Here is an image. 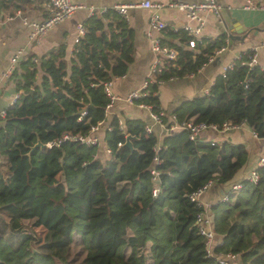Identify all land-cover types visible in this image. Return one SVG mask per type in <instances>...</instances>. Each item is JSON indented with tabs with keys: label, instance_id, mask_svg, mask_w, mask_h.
Here are the masks:
<instances>
[{
	"label": "trees",
	"instance_id": "obj_1",
	"mask_svg": "<svg viewBox=\"0 0 264 264\" xmlns=\"http://www.w3.org/2000/svg\"><path fill=\"white\" fill-rule=\"evenodd\" d=\"M30 1L0 0V13L10 15ZM103 15L106 21L92 14L83 22L85 33L68 63L59 46L38 61L28 55L11 71L18 97L0 117V264H219L205 254L194 223L203 208L188 194L208 179L219 186L231 181L245 161V146L190 139L186 129L170 124H243L264 139V68L246 64L247 49L205 92L162 114L148 132L142 118L113 115L103 134L106 161L98 144L61 140L47 146L102 121L108 101L102 82L124 74L132 61L125 19L113 9ZM173 36L175 58L162 61L147 94L133 101L155 112H162L161 82L195 73L225 45L222 34L195 38L192 47L181 28ZM37 139L44 145L30 150ZM255 170L256 181L242 179L240 188L208 208L220 238L214 253H237L240 264H264V165ZM154 184L159 190L153 196Z\"/></svg>",
	"mask_w": 264,
	"mask_h": 264
},
{
	"label": "crops",
	"instance_id": "obj_2",
	"mask_svg": "<svg viewBox=\"0 0 264 264\" xmlns=\"http://www.w3.org/2000/svg\"><path fill=\"white\" fill-rule=\"evenodd\" d=\"M72 1L83 4V7L76 9L63 21L51 26L40 38L32 42H29L27 38L29 27L21 22V17L40 20L47 16L49 10L46 0H31L29 3L17 8L20 10V16L13 15V12V17L3 18V15L7 14L4 12L1 15L0 13V111L10 104L16 92L14 81L10 77L11 72H8V68L10 57L18 49H21V51L17 57L15 67L20 60L25 59L28 55H33L32 60L38 61L40 57L47 55L49 51L59 46H63V58L68 63V58L73 56L72 52L77 42V24L83 23L92 14L100 15L101 19L106 21L103 15L106 11L113 9L115 4L131 0ZM152 1H159L165 4L164 7L159 8L157 11L158 18L165 23V26L153 33L159 35L162 43L172 46V43L178 42L173 33L181 28L187 18L183 11L167 6L166 3L169 1L197 2L198 0ZM216 1L221 6L219 14L202 12L204 23L196 38H212L222 34L225 41L224 49L215 55L213 60L202 65L195 73L181 78L169 79L159 84L157 96L163 114H171L180 102L194 93L204 92V89L213 82L214 77L222 71L223 66L255 45L257 46V64L264 68V43H261L264 40V8L244 7V0ZM100 8H107V10L98 14L97 11ZM150 12V8L136 6L127 9L126 17L118 13L125 19L127 26L131 30L132 61L128 64L124 74L112 79L111 90L119 98L114 100L111 107L106 110L105 118L101 121L96 131L99 137L97 143L98 155L105 161L107 160V155L101 153V148L104 145L103 134L105 129L108 128L109 121L113 115H117L121 119L127 116L142 118L149 123L152 121L146 108L123 99L130 90L140 87L143 80L149 75L150 65L154 58L149 36L146 34ZM190 23L193 25L194 21L191 20ZM227 34L231 36L228 37ZM38 74H40L39 71ZM171 119L172 116L169 121ZM198 138L213 141L228 139L233 143L239 142L245 146L247 152L244 163L234 174L231 181L224 186L212 184L202 194L201 201L212 205L223 200V196L230 186L246 178L249 171L256 166L257 158L264 149V139L254 136L245 125L226 130H203L198 134ZM208 214L211 217L209 209Z\"/></svg>",
	"mask_w": 264,
	"mask_h": 264
},
{
	"label": "built area",
	"instance_id": "obj_3",
	"mask_svg": "<svg viewBox=\"0 0 264 264\" xmlns=\"http://www.w3.org/2000/svg\"><path fill=\"white\" fill-rule=\"evenodd\" d=\"M48 5V14L44 18L40 20L35 19H27L26 17H21V22L29 27L27 38L29 42L35 41L38 38H40L47 29H49L54 24L63 21L65 18L70 16L76 9L83 7V4L79 2H74L72 0H46ZM167 6L174 7L180 11H183L187 21L184 22L181 25L182 30L186 31L189 35L188 39V46L192 47L194 45L195 38L200 33L202 25L204 23V18L202 15V12H211L215 15L219 14L220 11V3H218L216 0H198L197 2H183V1H169L166 3ZM244 7H258V8H264V0H244L243 3ZM144 7V8H150L151 12L149 15V24L148 28L146 30V34L149 36L150 40V47L151 50L154 53V58L151 62L150 69H149V75L147 78H145L140 85V87L130 90L123 99L127 102H133L136 98L142 97L147 94L146 86L157 72L160 70V65L163 60H171L175 58L177 51L173 46L166 45L160 41V37L158 34H154L153 32H157L161 30L165 23L158 18V9L161 7H164L165 4L159 1H152V0H131L128 2H121L118 4H115L113 6V10H115L117 13H119L121 16L126 17V11L128 8L131 7ZM107 8H100L98 9V14L106 11ZM13 15H19L20 16V10L16 9L14 11ZM12 14L3 15V18H10L13 17ZM193 20L194 24L192 25L190 21ZM77 29V39L85 33V25L83 23H78L76 26ZM264 43V40L261 42ZM256 48L257 46H253L251 48L252 53L249 56V58L246 61V64L248 66L253 65L257 63V57H256ZM224 49V46L219 47L215 50L214 54L209 56L207 62L214 59L215 55L219 54ZM21 49H18L16 53H14L9 61V68L8 72L10 73L14 69V65L17 61V57L20 53ZM227 66H231V62H229L227 65L223 66L222 74H224V69ZM191 75V74H190ZM116 77V76H115ZM113 77V78H115ZM105 80L102 82L103 91L108 99L105 109H109L111 105L113 104L114 100L119 98L116 96L113 91L111 90V82L112 79ZM207 90V88L204 89V92ZM18 97V93L15 92V94L12 97V100L9 105H11L16 98ZM139 106L146 108L149 111V117L152 120L150 123L148 122L145 124V130L148 132L151 129L152 124H161L160 116L163 114L161 111L155 112L151 109V105L145 102H138ZM5 113V108L0 111V116L2 117ZM85 113L84 109L80 111V116ZM80 116L78 119H80ZM101 124V121H97L96 123L90 125L89 129L85 133H63L59 138L48 141L46 143L47 146H50L53 143H58L61 140H75L80 143L86 144V145H96L99 141V137L96 133L99 125ZM243 126V124H229L227 122H222L220 125L217 122L212 121H193L191 119L183 120L181 122H172L170 124V128H183L188 131V137L190 139H194L198 136V134L203 130H226L229 128H235ZM252 132V131H251ZM252 134L255 136V134L252 132ZM121 142L118 141L117 145H120ZM108 151V149H107ZM153 161L157 162V158L153 157ZM264 165V149L260 153V155L257 158V164L256 166H263ZM255 166V167H256ZM255 167L251 169L247 175V179L250 181H256L257 179V172L255 170ZM150 178L152 180H156L158 171L151 167L149 170ZM213 184L211 179L206 180L204 183H202L199 187H197L195 190L190 192L188 194V198L191 201L196 202L198 205H201L203 210L199 211L195 214V220L194 223L198 229V232L203 236L204 238V249L205 254L207 256H214L219 264H237L238 260V254L234 252H220V253H214L213 247L215 244L220 243V238L215 234V232L212 229L211 225V217L208 214V208L210 205H208L205 202L201 201L202 194ZM242 185L241 181L233 183L230 188L227 190V192L223 196V200L228 198L229 192L231 190H236L240 188ZM159 190V185L154 184L151 187V195H156V193Z\"/></svg>",
	"mask_w": 264,
	"mask_h": 264
},
{
	"label": "water",
	"instance_id": "obj_4",
	"mask_svg": "<svg viewBox=\"0 0 264 264\" xmlns=\"http://www.w3.org/2000/svg\"><path fill=\"white\" fill-rule=\"evenodd\" d=\"M231 30V29H230ZM227 36L229 37V36H231L230 34H227ZM130 135H127L126 136V138H125V142H124V144L125 145H127L128 147H130L131 146V144H130ZM42 145H44L42 142H40L38 139L31 145V147H30V150H32L33 148H35L36 146H42ZM30 152V151H29ZM27 154H28V152H27Z\"/></svg>",
	"mask_w": 264,
	"mask_h": 264
},
{
	"label": "rangeland",
	"instance_id": "obj_5",
	"mask_svg": "<svg viewBox=\"0 0 264 264\" xmlns=\"http://www.w3.org/2000/svg\"><path fill=\"white\" fill-rule=\"evenodd\" d=\"M103 160H104V159H103ZM34 229L36 230V232H37L38 234H41V229H40L39 227H35ZM237 264H240V263H238V260H237Z\"/></svg>",
	"mask_w": 264,
	"mask_h": 264
}]
</instances>
